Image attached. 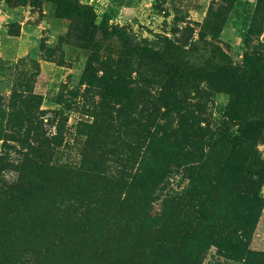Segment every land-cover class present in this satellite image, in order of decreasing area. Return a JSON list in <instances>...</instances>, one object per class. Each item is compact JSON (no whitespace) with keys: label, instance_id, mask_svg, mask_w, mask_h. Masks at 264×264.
I'll return each mask as SVG.
<instances>
[{"label":"rangeland","instance_id":"rangeland-1","mask_svg":"<svg viewBox=\"0 0 264 264\" xmlns=\"http://www.w3.org/2000/svg\"><path fill=\"white\" fill-rule=\"evenodd\" d=\"M80 1L0 0V264H264V0Z\"/></svg>","mask_w":264,"mask_h":264},{"label":"trees","instance_id":"trees-1","mask_svg":"<svg viewBox=\"0 0 264 264\" xmlns=\"http://www.w3.org/2000/svg\"><path fill=\"white\" fill-rule=\"evenodd\" d=\"M8 3L12 6L17 5H31V6H39L46 2L53 3L57 6L59 12L64 15H68L80 21L84 29L88 32H101L107 36L117 35L119 37L125 38V33L117 28L110 29L105 26L103 23H99L98 13L95 9L94 5L90 3H83L80 0H7ZM141 54L154 61H158L163 64L164 71L169 75L171 80H178L181 78H185L186 76L193 77H208L209 73L202 70H183L179 69L175 64L167 61L165 56L158 50L153 49L150 46H137L135 47ZM238 102V103H237ZM237 103V104H236ZM240 105L242 102L236 99L234 101V105ZM231 117L234 120H240L241 115L237 112L232 111Z\"/></svg>","mask_w":264,"mask_h":264}]
</instances>
